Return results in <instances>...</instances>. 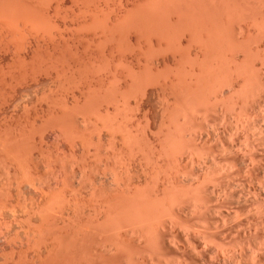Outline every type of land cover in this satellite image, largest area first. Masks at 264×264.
Here are the masks:
<instances>
[{
  "label": "bare ground",
  "instance_id": "obj_1",
  "mask_svg": "<svg viewBox=\"0 0 264 264\" xmlns=\"http://www.w3.org/2000/svg\"><path fill=\"white\" fill-rule=\"evenodd\" d=\"M47 1L49 2L48 4L51 3L50 2L51 0L50 1L47 0ZM55 1L57 4V6L55 7L56 10L54 9L55 13L54 12L51 13L52 11L50 10V7L48 6H46V8L40 11L41 13H39L36 10L38 6L37 2H36L37 4L36 8H32L33 0L32 2L30 0H9V1L0 0V115L1 114L6 115L5 112H8V110H10L12 106H14V109H19V108H16L15 106L19 104L20 100L27 101V99L28 100L31 99L30 97L32 96L34 100L35 96L33 94L39 91L41 92V90L43 92H46L45 90H48V89L49 91H47V93L49 92L48 94L50 93L53 94L52 99L51 97H48L52 101V102H49L50 100L48 101L49 103H51V104H48V107L54 109V112L57 110L62 113L61 115V114H58L57 112L56 114L58 117L55 116L56 118H53V119H51V117L49 116L50 121L49 119L47 120L49 121L47 122L48 124L47 129H45L44 131H41L43 133H41L42 135L40 134V136L37 135L36 133V135L39 138L36 137V135L34 134L35 133L34 131H33L34 133H31L29 131L27 132V129L26 130L22 129L24 131L20 133L17 132L16 134L18 135L15 134V136L11 134L13 136L11 138L10 137L8 138L6 136H4L5 139L0 138V157L2 156L0 159V162L3 159L4 161L3 165L5 169L8 170L7 171L8 174L11 172V170H13L12 175L9 174L10 175V178H9V175L4 172L5 170L3 169L4 171L2 172L1 171L2 169H0L2 173H5L6 176L5 175L4 176L9 179L7 183L5 182L6 184L4 183L5 180L4 181L1 180L3 181V184H1L3 186L0 187L1 188L0 189V254L2 253L1 255H5L7 257V259L5 257L2 261L5 260L4 261L5 264H264V239L262 238L264 233H262V236H261L260 233L262 232V230L261 232H259V227L261 226L264 227V221H263V218L255 216L256 214L255 212H254L255 214L252 215L253 212L251 213V211L247 209L251 205L257 206L258 208H264L263 207L264 206V189L262 190L260 186L252 187L253 194H254L253 197H250V193L251 195H253L250 189H249L250 191L249 194H247L246 188L245 189L241 187L236 188L233 185L232 187H230L229 182L231 180L228 182L226 181L228 179L226 180L220 179L218 186L209 185L208 187L205 188L206 190L204 189L205 192L203 194L194 193L193 195L189 196L186 194L182 195V193L181 195H179V192L178 193L175 192L176 194H178L179 197L176 196V199H174V202L173 203L171 202L172 204L170 203L169 207L167 205L168 207L167 209H166V206L163 207V209L167 210L166 211L167 213L163 211L166 214L158 217L157 215L162 214V211L160 210L161 213L157 214L158 210L155 211V207L158 206L156 205V202L158 203V201H162L164 200V198L167 199L166 191H168L169 188H167L163 182V184L161 185L162 189H158L155 192L153 191V193H149V192L143 193L142 192L140 196L139 195L136 196L135 187H133L134 183L132 184V177H131L132 174L130 175L128 168L123 169L125 171H120V172H115L111 170L110 168H108L110 169L109 173L108 171H106L107 169L105 168L106 170L105 169L104 170L107 173L103 172L102 175L101 173L99 174L98 173L99 171L96 170L97 173L93 176L91 174L92 177H90L89 179H87L88 177L86 175H85L86 177L85 176L81 177L84 175V173H86V172L83 173L81 171L80 178L81 179L85 178L86 188L90 190L89 192H92L91 194L90 193L89 194L92 195L90 197L92 198V201L94 199L93 202H95L93 203L91 200L88 199V201H91L92 203L90 205L93 206V209H91L92 207H90V210L89 209L88 210L93 213H88V211H86V208L88 207L87 204L85 206V203H84L86 199L83 200L81 195L79 194L80 191L76 190L74 187V183L77 181L73 180L74 183L70 182L73 179V177L71 180L69 179L71 177L69 172L68 174L70 176H68L67 173L66 174L62 173V170L65 169L64 160L62 163L63 169L59 165V163L62 160L61 161L58 160L59 163L57 161V164L55 163V165L60 166L59 169L58 167L55 168L53 165L54 169L51 167L52 168L51 174H49V172L47 171L48 174L51 175V176L47 175L49 178L47 179L45 178V180L40 179V181L37 180L39 178H35V171L37 169H38L37 171H39L40 165L48 161L47 157H44L47 159L46 161L43 160L42 162V159H44L43 156H45L43 153L45 152L43 150V145L45 144L44 136L47 138V140L49 136L50 137L53 136V135H50L51 134L50 131H52L54 135L58 136V139H56L57 137L54 136L55 137L54 141L56 140L55 143L57 144H59V139L61 140L62 138L63 140L65 138L67 139V141H70L72 145H75L77 142L80 141V142H83L82 146H84L83 145L85 144L84 141L86 142L90 140L89 138L92 135L91 134L89 137V135H87L88 133L87 131H89L91 128L93 130L95 127V131L96 130L97 131L94 132L93 135L95 136V134L97 133L96 139L98 141L97 146H99L98 147L99 152L101 149H102L101 150L102 152L103 148L106 146L105 145L106 143L104 144L103 140H105V138L107 139L109 138L107 141L110 145L108 146H110L113 152L111 149H109L108 147L107 148L110 150L109 153L112 152V154L115 155L116 154L115 149L113 148L112 144L117 139L118 134L121 135V137L124 140H130V138L134 134L130 132L128 125H126L125 121L127 122L128 120L126 119L127 116H125L124 118V115L126 113L128 114V112L129 114H133L134 112V115L136 114L135 113L136 111L137 113H139V111H142L147 107L151 99H154L156 97L159 98L160 96L165 97L166 100L164 99V102L162 101L158 105V107L164 111L175 113L174 115L177 114L176 110L178 111V107L181 102V99H183L187 107L186 108L187 110L183 112V114L186 112L184 116L185 119L184 117L183 119L185 123L188 122V124H191L194 118L193 116H196L194 115V113H196L195 112L196 110H200V109L204 110V114L207 115V112L209 111V108L211 107V99L212 97L214 98V96L211 97V95H213L212 93H214L212 92L214 88L211 87L212 85H214V84H211L212 83L211 77L214 75H211V74L213 70L216 72L215 70L216 68L218 69L217 72L220 71L221 68L222 70L223 69L225 70L226 68L225 67L223 68V64H225L224 66L231 65V68H229L228 66L226 67L232 70L231 72L232 74L233 73H236V74L235 75L233 74V76L231 74L230 78H228L229 77L228 76L226 77L227 79L225 78H224L225 80L223 79L224 82L223 81L221 82L222 89L223 87L226 86L225 84H227L228 91L230 90L233 91V93L229 94L230 96H232L236 93L237 95L240 94L241 91L244 93L245 89L247 90L245 91V93L251 90L254 91V87H255V89L259 90V91L257 90L259 92L257 93L258 97L255 94L257 97V102L255 103L259 104L262 101V100L261 101L258 100V98H261L259 96L260 92H262L263 93L262 96H264V72L262 71V67L264 66V52L263 54H260L262 51L257 48V50L255 49L257 52L253 53L252 50L247 48L250 50V51L248 50L250 53L252 52L253 55L255 56L257 54L259 58L260 57L262 58V60L261 58L259 60V63L263 62L262 67L261 69H259L260 67L257 69L259 73L258 71H256L257 73H254L255 75L249 74L251 73L249 70H251V68H255L254 67L255 65H253V63H255L253 62L254 60L253 55H252L253 58L251 57V55L249 56L250 58H252L253 63H250L251 59L249 57L247 58L249 59L247 61H250L248 63L252 64L251 65L252 67L247 64V61L245 62V64H247L246 66L250 67L249 70L247 67H246L247 69L245 68V65H244L245 59L241 64L236 63L237 60L235 62L231 61V64L230 62L228 63L225 60H223L225 59L223 55L224 54L228 55V53H225V51L227 50L225 49L226 48L225 45H228V46L234 45L235 43L232 44V42H234V39H236L234 38L236 35H234L233 40L232 39L230 40L232 42H229V40L227 39L229 36L226 38L227 34L224 32L226 30V27L224 31H223V27L227 25L226 21L230 22L232 19L234 22V19L238 20L239 17H235V15L233 16L230 15V17H233V18L235 17V18L233 19V18H230L229 16L227 18L226 17L227 14L222 15L223 11H221L222 13L220 12L219 14L218 10L220 6L217 9L218 12L215 11L216 9H212V8L206 9L205 6L206 4H208L206 2H204L203 4L204 8H202L203 5L201 6L198 3V0H191V1L186 0L190 3V5H188L189 4L188 2L183 0L187 3V7H186V4H184L185 8L180 0H179V3L181 5L180 4L176 5L178 0H160V3L158 1V5L164 4L163 6L166 5L165 7H163L162 5H159V7H157L158 5L157 6L155 5L154 7L153 5H151V2H150V5L152 6L150 8L152 9L150 10L149 6L148 8H145V9H149L151 13L148 12V10H146L147 13L140 11L144 9L141 7L145 4V3L142 4L143 0H140L142 6H140V10H138V12L136 11L137 9H139V7L135 9L136 13L133 10L132 11L133 14L131 13L132 9L129 8L131 10H128L127 8L128 4H130L129 3L130 0H113V1L111 0L112 3L109 2L110 1L109 0L107 1V3L109 4H107L105 1L104 3H106L107 5L105 4L104 7L101 4L102 0H87V1L84 0L83 1L84 5H83V2L81 3L80 0H70L72 1V3L74 4L76 8L73 11H71L72 9L68 10V7L65 6V4L68 3L65 0H55ZM245 1L248 2L247 0ZM256 1L257 0H249V5L252 8L250 6L248 8L247 7L248 5L246 6V8H244L245 6L244 4H243L244 6H240V7H243L242 8L243 10L248 9L247 10L248 12L242 11V9L239 8L242 11L241 12L242 17L240 19L241 21L240 20L239 21H240V24L241 23L243 24L245 22L243 24V27H246V28H248L249 26L251 27V25L253 24V27L256 26L255 28L257 29V31L258 29L259 31L261 30L260 32L261 35L259 34V36L264 37V16H263L264 13L262 14V16L260 15L262 12H264L262 10L264 9L262 8L264 7V1L261 0L262 1L261 2L260 0H258L261 2L260 4L257 1L258 4L260 5V6L258 5L259 7L256 6L258 7L257 8L258 10L254 7V4L257 5ZM144 2L149 3L147 1H144ZM166 2L168 3L170 2L171 7L169 6L170 4L168 3L165 4ZM172 2H175V3L173 4ZM246 2L245 4H247ZM44 3L46 4V2ZM44 3L42 2V4ZM85 3H86V6H85ZM236 3H239V2H236ZM73 4L71 5L73 6ZM81 4L83 7L80 6ZM218 4H221V3L217 2V6ZM235 5L236 4L234 5L231 4L232 7L233 6L235 7ZM241 5H242V2H241ZM34 6H35V3H34ZM40 6L45 7V5H41V4ZM208 6L209 5H207V7ZM231 6L229 5V7ZM64 7H67V10L69 12L67 10H64L65 9ZM259 8L261 12L259 11ZM33 10H35L36 12H34ZM224 10L226 13L227 12L226 7L224 8ZM255 12H257L260 15V17L259 15H257V13L255 14ZM237 13L240 14L239 11ZM84 14H85V18L83 17ZM214 15H217V16L220 15L219 17L216 16V18H218L219 21L215 19ZM81 16L83 18H81L80 20ZM158 16H160L161 19L158 18ZM87 17H90V19L88 18L89 20H87ZM220 17L221 18L224 17L225 21L223 18L222 20L226 24L222 22ZM70 18L71 20H69ZM226 18L228 20H226ZM83 19H86V20L84 21ZM162 19L164 20V22H162ZM213 20H215L216 22L214 23ZM246 25L247 26L249 25V26L247 27ZM148 27L150 28V30L149 29L147 30ZM239 27L237 30H239ZM237 30L236 32L235 31H232V32L237 33ZM246 31L243 30L242 33ZM227 32H231V31H227ZM132 33L136 37L135 38L137 40L136 43L135 42L133 43L132 42L133 40H131V37L133 36ZM246 33L245 35L247 36ZM255 34H258V33L256 32ZM238 36L239 35H237V38ZM259 36L257 35V37ZM262 37H260L259 39H261ZM215 38H216L217 43H214L215 41L213 42V39ZM239 40H240V37L238 38V41L236 40L235 42H239ZM244 40H247V39H244ZM184 41H186V44H184ZM225 42H229V43H225ZM244 42L241 43L240 41L239 45L240 43H241V46L244 45L246 43ZM257 43L259 42L257 41ZM237 44L235 45L238 46ZM133 45H136V46H133ZM153 45H157V46L159 45L158 50L156 49L157 48L156 46L152 48ZM182 45H189L187 46L188 48H191L192 46L194 47V45L195 46L198 45V47H201L200 50L204 49V54L202 55L203 58L200 59L199 57H196V58L193 57L194 59L192 60V57H191V60L188 58L187 62H185L186 58L184 59L183 57L181 59L182 60L184 59V61H181V62L178 61L177 62L178 65L175 67L174 66L172 67V65H170L169 62L171 63L172 59L173 60L176 59V56L178 55L179 52L184 51L182 50ZM215 45L222 48L220 52H218L219 50L215 47ZM238 47L241 51L240 46ZM81 48L83 50H81ZM213 48L214 50L216 49L217 51V52L215 51L216 53H221L219 55L222 56V58L220 59V61L222 62L217 61L219 55L216 56L217 57L216 63H218L216 65L218 67H216L215 65L211 66L213 62H211L212 61L211 60L209 63V60H208V57L209 56L211 57L212 53H214ZM155 49L157 52H153L155 51ZM211 49L213 50V52ZM233 49L234 48L232 46L231 50L233 51ZM242 49L244 50V48ZM230 51L228 52L231 53ZM184 52H183L184 56L187 57V54ZM245 52L249 54L247 51ZM201 53H203V50ZM236 53L238 52L236 51ZM242 53H244V51ZM232 55H233V52H232ZM235 55H233L232 57H234ZM259 58L255 60L257 61ZM213 61H215V57ZM172 64H174V62ZM186 64L188 65L185 66ZM137 66L138 68L136 69ZM228 71H227V74H228ZM256 74H258V77L261 74L262 77L258 78ZM250 75L254 77H249ZM255 76L258 79H260V82L258 81L259 82L258 86L256 85L257 82H254L252 80L253 78H255ZM214 78L212 81L215 80ZM218 81H219V78H218ZM253 83L255 84L252 85ZM235 86L236 87L239 86L240 89L241 88L242 89L239 90V88H237L238 89L237 90L235 89ZM253 91L251 93L254 94ZM43 92H41L40 94H43V96L48 95L47 93H43ZM35 95L39 96L38 93ZM247 95H250V94H247ZM217 96L218 95H216L214 98L215 102H213L212 100V103L213 104L215 103L214 105L216 106L219 104H223V102L226 99H228V98H225V100L221 99L220 96H219L220 98L219 99ZM245 97L247 96L245 95ZM24 98H27V99L25 100ZM236 98H239V97H236ZM160 99L162 100L163 98H160ZM237 101L239 102V100ZM225 102H224V106H226ZM242 102L240 103V105L238 104L239 106L237 105L238 107L235 105L236 107L234 109L236 108L239 109L237 113L244 116L245 114L247 115L246 111L247 109H249V107L246 109L245 107L246 106L245 104H247L246 101H244L245 103H242ZM34 104L36 106L35 101H34ZM46 104H47V100H46ZM213 104H212V107L214 106ZM232 104H233V101H232ZM260 104L263 105L262 102ZM35 106L33 107L30 106V107L33 109ZM247 106H249V104ZM221 107H223V105ZM14 109H13V112L18 111V110L15 111ZM27 110L28 109H26V111ZM250 110L251 109H249V111ZM125 111L126 113H124L123 118H119V117H122L120 116L119 113L121 112L123 113ZM230 111H232V109ZM73 112H75L76 114L81 112L84 117L81 115V113L79 115H81L80 116L81 118H84L83 119L84 121L83 120L82 121L83 123L86 122L85 123L86 125L83 123L81 124V122L78 120V117H77L78 115L74 114V116H72ZM90 112L92 113L94 112V114L96 113V115L90 116V115H93V114H90ZM201 112H199V114H201ZM114 113L116 116L113 115ZM51 114L52 113H50V115ZM35 115H37V113ZM117 115L119 116L118 118H117ZM95 116H97L101 120L100 123L98 120H96L98 121L97 124L93 123L95 122L93 121V117ZM0 117H2V115ZM97 117L95 119H98ZM177 117L171 116L168 119L167 124H165V122L163 123V125L165 124V129L163 128L164 137H165L163 141H165V143L163 142L162 148L160 150V152L161 151L162 152L160 154L158 153L157 156L155 155L154 156L152 155V157L150 156V161H149L150 164L156 169L163 168L162 167L163 165H161L163 164V159H162L161 154L164 153V155H166L168 153V154H171V158L169 157L170 160L168 159L169 160L168 167L170 168V170H173L174 168L178 170V166L180 165L179 164L180 160L182 159V158L180 159L181 156L179 157V153L182 152L185 155H187L188 159L194 160L195 156L198 155L197 153L203 152L199 143L203 141L204 138L207 137V135H208V138L210 136L209 131L208 133L206 132V135H204L202 131L198 132V130H196V126L191 125V127L189 126L190 130H188L190 131L188 134V140L186 141L185 145L181 147L180 149L179 145H176V141H177L176 139L177 131L176 130L180 128V123L178 121L179 118L177 119ZM236 117L238 116H235V118ZM196 119L197 118H195V120ZM146 121H148V119H146ZM31 123H30L31 127L33 124H36V123H32L31 125ZM128 123H131V122H128ZM238 123H239V120H238ZM6 124L9 125V123H6ZM88 124H90L92 127ZM146 124L149 126L150 123L147 122ZM25 125L27 126V124ZM25 125H24V128L26 127ZM88 126L90 127L89 130H88ZM137 126L139 127L141 125L137 124ZM2 127L4 128V126ZM7 127H10V126H7ZM205 127L207 128L204 129L202 127L203 128L202 130H208L209 124L205 125ZM48 129H50L49 130L50 134L48 133ZM8 130L9 128L7 129V132H9ZM33 130H36V129H33ZM42 130H43V127H42ZM54 131L56 132V134ZM10 132H13V131H10ZM251 132L253 133V131ZM89 133H91V131ZM4 135H7V134H4ZM47 135L49 136L47 137ZM248 135L247 137H249ZM50 137L49 139H51ZM138 140L136 139L135 142H137ZM102 142L105 146L102 144ZM87 143L86 145H88ZM57 144L56 146L60 147ZM62 144L64 145V143ZM135 144L136 143H134V145ZM89 145H91V143ZM242 145H244V143ZM246 145H247V142H246ZM102 146L104 147L101 148ZM137 146L136 148H138ZM87 147L89 148V146ZM134 147L132 151H134ZM240 147H239L240 150L238 152L241 151ZM248 147L250 146L248 145ZM74 148L75 150H77L76 147ZM84 148H86V146H84ZM234 148H235L234 144L228 145V149L233 150ZM139 149H140V146H139ZM250 149H252V152L255 151L254 146L250 147ZM81 150L83 151L84 149H81ZM246 150H248L247 152L249 153V149H246ZM86 151L88 152L87 149ZM47 152L49 153L50 151H47ZM58 152L59 151L57 150V153ZM99 152H97V154H99ZM252 152L250 151L251 155L253 156L251 155L250 156H251V162L253 163V161L256 162L258 160H254L255 152L254 154H252ZM68 154L71 155V153H68ZM63 155L66 156V153H64ZM89 155L90 154H88L87 158L89 157ZM95 155H93L94 158H96ZM49 156H50V153H49ZM166 156H164V158ZM245 156L248 157V155H245ZM245 156L244 158H246ZM109 157L106 160H108ZM113 157L115 158V156ZM249 157L248 159H250ZM79 158L87 159L86 155L85 157L83 155L82 158L81 157ZM204 158H205V162H204V165L201 166L202 169L198 168L199 170H197L201 173L212 168V165L216 166L217 164L221 163V162L216 163L215 159L210 158L209 155H205ZM80 159H78V161H80ZM38 160L39 162L41 160L42 163L38 165L39 166L38 168H36ZM49 160L51 161V159ZM90 160L88 159V161ZM246 160L244 161L245 165L248 162ZM81 161L84 162V160H81ZM88 161L85 160V162H88ZM92 161H95V159ZM201 161L203 162L204 160L202 159ZM72 162H74V160ZM50 163H52V161ZM124 163H125L124 167H126L127 161H124ZM197 163H200V162H197ZM150 164L148 163L147 166L145 167H148V165ZM70 165L72 164L70 163ZM91 165L93 166V163ZM239 165H241V163ZM50 166H52V164ZM232 166H234V162ZM168 167H167V170L170 171ZM236 167L238 168V166ZM245 167L242 166L241 167L242 170H244L243 168ZM44 168L46 169V167ZM77 168L79 170V167ZM241 168L239 167V169ZM89 169H90V165H89ZM71 170H72L71 173H73L74 171L73 167ZM86 170L88 171V169ZM223 171L225 175V170ZM47 172L44 174H47ZM212 174L213 173H211V175L209 174V176H212ZM38 175L36 174V177H38ZM78 175L80 174L78 173ZM197 177H198V174H197ZM199 177H200V174H199ZM229 177L231 178L232 176H229ZM1 178L3 179V176ZM257 178L259 179V177ZM168 179L170 178L168 177ZM207 180L204 179V182L205 181L207 182ZM209 182L211 183V181ZM254 185H257V184H254ZM219 186H222V187L219 188ZM186 187H189V186H186ZM171 188L175 189V187H171ZM139 189L141 188L139 187ZM84 192H86V190ZM172 192L174 193V190ZM24 194H30L31 198L29 199L30 204L28 202L26 206L23 208V206H21L24 203L22 199L24 197L26 198V195ZM243 195H246V197L247 195L249 196L247 198L245 197L244 199L242 198L244 197ZM138 196H139V199L136 198ZM225 196L229 198L226 197L227 200L223 202L222 197L224 200ZM221 201L223 202V205L225 203L228 204V206L226 205L227 210H224L225 206L223 205H222L223 206V209H222L221 204H220ZM20 202H23V203H20ZM18 204H21L20 206L21 208H23V211H22L24 215V216L22 215L23 217H21L19 213L21 210L20 211L18 210L19 212H17V208H15L17 207ZM20 206H18V208ZM161 207L160 209H162ZM215 208L217 209L214 212L217 211L218 212L217 215L216 213L213 214V210ZM253 208H256V207H253ZM156 209H158V207H156ZM182 210L183 211H187V210L194 211L195 210L197 213H200L198 214L200 215V217H198V221L201 220L203 225L201 224L200 221H199L200 223L195 222L196 223L195 224L187 220L186 219L187 216L183 213ZM154 213L156 214L158 218L157 217L155 218ZM119 216L123 217L124 219L127 218L129 220L128 223L122 222L123 219L118 220V218H121ZM245 217L246 218L248 217V219L246 220ZM114 220L117 221L115 222L116 224L113 225L114 227H116L117 225V228L115 230L113 226L111 225V223L114 222ZM234 222L235 223L239 222V225L238 223L236 224L238 227L234 228L233 226ZM109 226L112 227V232L113 231L115 232L114 234L110 233L111 228ZM222 234H225V235H222ZM175 238H178L181 241L180 244L182 245V249L179 252V257H176V258L172 257L170 255V252H168L167 250L169 246H171V243H174L172 241H175L174 240ZM237 242L239 243V246L236 247L235 244L238 245ZM4 262H1V264H4Z\"/></svg>",
  "mask_w": 264,
  "mask_h": 264
},
{
  "label": "rangeland",
  "instance_id": "obj_2",
  "mask_svg": "<svg viewBox=\"0 0 264 264\" xmlns=\"http://www.w3.org/2000/svg\"><path fill=\"white\" fill-rule=\"evenodd\" d=\"M9 1V0H8ZM31 2H32V0H30ZM44 3V2H46V4L44 3V4H42V2ZM50 1V0H49ZM53 0H51L50 2L52 3H50V4H48L49 2L46 0H33V5H32V8H36V6H37V4H38V6H37V8H36V10H37V12H39V13H41L40 11H42L43 9H45L46 8V6H48V7H50V10L52 11L51 13H55V7L57 6V4H56V1L54 0L53 2H52ZM68 2V3H66V2ZM64 2L66 3H64L65 4V6H67L68 7V10H71V11H73V10H75L76 8H75V6H74V4L72 3V1H70V0H65ZM81 1V3L84 1V0H80ZM79 1V2H80ZM85 1H87V0H85ZM106 1V3H107V1H109V0H102V2H101V4H102V6L104 7L105 6V4L106 3H104ZM113 1V0H112ZM112 1L110 0L109 2H111L112 3ZM144 1H147V2H149V3H146V2H144ZM156 1V2H155ZM158 1H159V3H160V0H143L142 1V4L143 3H145L143 6H142V4H141V1L140 0H130L129 1V3L130 4H128V6H127V8H128V10H131V13L133 14V10H134V12H135V9H137V7H139V9H137V11L136 12H138V10H140V6H142L141 8H144V9H142V10H140V11H142V12H146V10H148V12H150L149 11V9L151 10L152 8H150V7H152L151 5H153L154 7H155V5L157 6L158 5ZM181 1V3L183 4V6H184V8H185V5L184 4H186V7H187V3L186 2H188V1H183V0H180ZM191 1V0H190ZM211 1V2H210ZM216 3H214V2ZM248 2H246L245 0H228V1H226V0H220V1H216V0H198V3L202 6L203 4H204V2H206V3H208V4H206V6H205V8L206 9H216L215 11H217V9L219 8V6H220V8H219V14H220V12L221 11H223V13H222V15L223 14H227V18H228V16L230 17V15L231 16H233V15H235V17H239L238 18V20H235L233 17H230V18H233L234 19V22H233V20L231 19V21L229 22H227L226 21V23H227V25H225L224 27H223V31H224V29H225V27H226V30L224 31L226 34V38L229 40V42H232V41H230L231 39L233 40V36L234 35H236L234 38H236V39H234V42H232V44H237L238 46H240V48H241V51H240V49H239V47L238 46H236L235 44L234 45H232L233 46V51L231 50V48H232V46L230 45V46H228V45H225V49H227L228 51H230L231 53H229L227 50L225 51V53H228V55L227 54H224L223 55V57L225 58V59H223V60H225L226 62H230V64H231V61H236V63H242L243 61H244V59H245V61H244V65H245V68L247 67L246 65L248 64L249 66H251L252 64H249L248 62H250V63H253V62H255V63H253V65H255L254 67L255 68H251V70H249L250 69V67H247L248 68V70L251 72V73H249V74H252V75H255L254 73H257L256 71H258L257 69L259 68V69H261V67H262V64H263V62L262 61H260V62H262V63H259V60H260V58H259V56H257V54H256V56L255 55H253V53L254 52H257L256 50H257V48L259 49V50H261L260 52V54H263V52H264V37H262V36H259V34L261 35V30L259 31V29H258V31H257V29L255 28V27H253V24L251 25V27L249 26H247L248 28H246V27H243V24L245 23L244 21V23L242 24V26H241V24H240V19H241V12L242 11H247V10H243L242 8L243 7H240V6H244V8H246V6L249 8V0H247ZM258 1V0H257ZM256 1V2H257ZM261 1V0H260ZM260 1H258L259 2V4L262 2V1H264V0H262L261 2ZM29 2V1H28ZM36 2H37V4H36ZM55 2V3H54ZM71 2V3H70ZM139 2V3H138ZM150 2H151V5H150ZM184 2V3H183ZM213 2V3H212ZM217 2L218 3H221V4H218V6H217ZM236 2H239V3H236ZM241 2H242V5H241ZM245 2L247 3V4H245ZM258 2H257V5L256 4H254V7L257 9L260 5L258 4ZM34 3H35V6H34ZM54 3V4H53ZM132 3V4H131ZM137 4V6H136V4ZM154 3V4H153ZM156 3V4H155ZM164 3V2H163ZM168 2H166L165 4H167ZM173 4L175 3V2H172ZM189 3V2H188ZM202 3V4H201ZM211 3V4H210ZM225 3V4H224ZM236 4L237 5V7H236V5H235V7L233 8L232 6H231V4ZM250 3H251V1H250ZM40 4L41 5H45V7L43 6H40ZM48 4V5H47ZM69 4V5H68ZM71 4H73V6L71 5ZM95 4V3H94ZM107 4H109V3H107ZM106 4V5H107ZM148 4V5H147ZM168 4H170V2L168 3ZM180 3H179V0L177 1V4L176 5H179ZM239 4V5H238ZM244 4V5H243ZM49 5H51V6H49ZM55 5V6H54ZM71 5V6H70ZM83 5H84V2H83ZM88 5V4H87ZM92 5V4H91ZM139 5V6H138ZM159 5H164V4H159ZM159 5L157 6V7H159ZM181 5V4H180ZM188 5H190V3L188 4ZM207 5H209L208 7H207ZM213 5V6H212ZM217 7H216V6ZM226 5V6H225ZM229 5L231 6V7H229ZM251 5H253V4H251ZM259 5V6H258ZM81 7H83L82 6V4L80 5ZM85 6H86V3H85ZM84 6V7H85ZM145 6V7H144ZM148 6H149V9H145V8H148ZM161 6V7H162ZM166 6V5H165ZM165 6H163V7H165ZM170 7H171V4L169 5ZM168 6V7H169ZM221 6H222V8H221ZM224 6V7H223ZM228 6V7H227ZM239 6V7H238ZM256 6H258V7H256ZM38 7H39V9H38ZM54 7V8H53ZM67 7H64L65 9L64 10H67ZM71 7V8H70ZM215 7V8H214ZM226 7V13H225V10H224V8ZM251 7V6H250ZM51 8H53V9H51ZM74 8V9H73ZM129 8H131V9H129ZM134 8V9H133ZM202 8H204V5L202 6ZM239 8H241L242 9V11H241V9H239ZM252 8V7H251ZM262 8H264V7H262ZM55 9V10H54ZM106 9V8H105ZM222 9V10H221ZM229 9H230V11H232V12H230L229 11ZM237 9V10H236ZM67 10V11H68ZM145 10V11H144ZM258 10V9H257ZM263 11H264V9H262ZM34 12H36L35 10H33ZM70 11V12H71ZM214 11V10H213ZM217 11V12H218ZM240 12V14H238L237 12ZM259 11L261 12V10H260V8H259ZM258 11V12H259ZM69 12V11H68ZM135 12V13H136ZM230 12V13H229ZM248 12V11H247ZM147 13V12H146ZM151 13V12H150ZM150 13H148V14H150ZM215 13V12H214ZM238 15H240V16H238ZM257 12H255V14H256ZM264 12H262L260 15L262 16V14H263ZM161 14V13H160ZM159 14V15H160ZM164 14V13H163ZM216 14V13H215ZM100 15V14H99ZM152 15V14H151ZM212 15V14H211ZM218 15V14H217ZM217 15H214L215 16V19L216 20H218L219 21V19L218 18H216V16ZM221 15V16H222ZM257 15H259L258 13H257ZM260 15H259V17H260ZM161 16V15H160ZM160 16H158V18H160ZM165 16V15H164ZM163 16V17H164ZM187 16V15H186ZM213 16V15H212ZM220 16V15H219ZM219 16H217V17H219ZM264 16V15H263ZM84 18H85V14H84V16H83ZM82 16L80 17V20H81V18H83ZM152 17V16H151ZM162 17V18H163ZM224 17H225V15H224ZM224 17H222L223 19H224ZM90 19V17H87V20H89ZM147 18H149V17H147ZM165 18V17H164ZM163 18V19H164ZM214 18V17H213ZM221 18V17H220ZM222 18H221V20H222ZM226 18V20H228ZM229 18V19H230ZM263 18V17H262ZM161 19V18H160ZM159 19V20H160ZM162 19V22H164V20ZM237 19V18H236ZM69 20H71V18L69 19ZM84 21L86 20V19H83ZM147 20V19H146ZM240 20V21H239ZM157 21V20H156ZM224 21H225V19H224ZM224 21L222 20V22L224 23ZM213 22L215 23L216 21L215 20H213ZM238 24H237V23ZM84 23V22H83ZM226 23H224V24H226ZM228 23H229V25H228ZM240 24V25H239ZM237 27H236V26ZM229 26V27H228ZM235 26V27H234ZM240 26V27H239ZM245 26V25H244ZM238 27H239V30H237L238 29ZM230 30H229V29ZM241 28H242V30H241ZM150 30V28L148 27L147 28V30ZM233 29V30H232ZM237 30V33H235L236 32V30ZM250 29V30H249ZM147 30H145V31H147ZM246 31V32H244V33H242V31ZM227 31H231V32H227ZM232 31H235L234 33L232 32ZM249 31H251V32H249ZM241 33V34H239V33ZM258 33V34H255V33ZM134 33H135V31H134ZM145 33H147V32H145ZM233 33V34H232ZM245 33L247 34V36L245 35ZM250 33V34H249ZM229 34V35H228ZM132 37H131V40H133L132 42L134 43H136V37H137V35H136V33H135V35H136V37H135V35L132 33ZM237 35H239L238 36V38L240 37V40H239V42L241 41V43H243L244 41L246 42H244L245 44L244 45H242L241 46V43H240V45H239V42H235L236 40L238 41V38H237ZM249 35V36H248ZM257 35L259 36V37H257ZM230 36H232V37H230ZM242 36V37H241ZM245 38H244V37ZM252 36V37H251ZM214 37V36H213ZM212 37V38H213ZM255 37H257V38H255ZM260 37H262L261 39H259ZM211 38V39H212ZM247 39V40H244V39ZM250 40H249V39ZM244 40V41H242V40ZM254 39V40H253ZM135 40V41H134ZM227 40V41H228ZM215 41V42H214ZM218 41V40H217ZM249 41V42H248ZM256 41V42H255ZM257 41L260 43H257ZM261 41H263V42H261ZM213 42L214 43H217L216 42V38L215 39H213ZM229 42H225V43H229ZM256 43H257V45H256ZM263 43V44H262ZM184 44H186V41H184ZM262 44V45H261ZM245 45H246V47H245ZM253 45V46H252ZM260 45H261V47H260ZM87 46V45H86ZM85 46V47H86ZM133 46H136V45H133ZM157 47L156 49L158 50V48H159V45L157 46V45H153L152 46V48H154V47ZM187 46H189V45H182V50H184V51H181V52H179L178 53V55L176 56V59H172L171 60V63L169 62V64L170 65H172V67L174 66H177L178 64H177V62L178 61H184V59H185V62H187V60H188V58L191 60V57H192V60L194 59L193 57H199L200 59L201 58H203V54H204V49H202L203 50V53H201L202 52V50H200L201 49V47H198V45H194V47L192 46H190L191 48H188ZM235 46V47H234ZM244 46V47H243ZM251 46V47H250ZM215 47L219 50L218 52H220L221 51V47H218V46H216L215 45ZM230 49H228V48ZM231 47V48H230ZM242 48H244V50L242 49ZM247 48H249L250 50H252V52L250 53L249 51V49H247ZM252 48V49H251ZM95 49V48H94ZM156 49H155V51H153V52H157L156 51ZM235 49H236V51L238 52V53H236V51H235ZM239 51H238V50ZM247 49V50H246ZM256 49V50H255ZM263 49V50H262ZM81 50H83L82 48H81ZM200 50V51H199ZM212 50V49H211ZM213 50H214V48H213ZM213 50H212V52H213ZM249 50V51H248ZM216 51V49L214 50V53H212V56L210 57V59H209V57H208V60H209V63H210V61L211 62H213L212 63V65L211 66H213V65H215L216 67H218L216 64H218V63H216L217 61H220V59L222 58V56L221 55H219V54H221V53H216L215 52ZM235 51V52H234ZM244 51V53H242ZM245 51H247L249 54H247ZM83 52V51H82ZM183 52L184 53H186L187 54V57H185L184 56V54H183ZM232 52H233V55H235L234 57H232L233 55H232ZM152 53V52H151ZM210 53V52H209ZM224 53V52H223ZM183 55V56H182ZM197 55V56H196ZM210 55V54H209ZM217 55H219V56H221V57H219L218 56V60H217ZM226 55V56H225ZM251 55V57L253 58V56H254V60H253V62H252V58H250L249 56ZM253 55V56H252ZM182 56V57H181ZM245 56V57H244ZM261 56V55H260ZM152 57V56H151ZM184 57V59L182 60L181 58H183ZM214 57H215V61H213L214 60ZM227 57V58H226ZM229 57H231V58H229ZM250 58L251 60L250 61H247V60H249V59H247V58ZM255 57H257V58H259L257 61L255 60V59H257V58H255ZM170 58V57H169ZM237 58V59H236ZM171 59V58H170ZM181 59V60H180ZM227 59V60H226ZM230 59V60H229ZM217 60V61H216ZM229 60V61H228ZM261 60H262V58H261ZM247 61V64H245V62ZM174 62V64H172ZM220 62H222V61H220ZM224 62V61H223ZM135 63V62H134ZM227 64V63H226ZM188 64H186L185 66H187ZM225 64H223V68L225 67L226 69L224 70H222V68L220 69V71L222 70V71H224V72H220V71H218L217 72V68L215 69L216 70V72L213 70L212 71V74L211 75H214V76H212L211 78V84H214V85H212L211 87L212 88H214V90L212 91V92H214V93H212L213 95H211V97L212 96H214V98H215V96L216 95H218L217 97L219 98V96H220V98L221 99H224L225 100V98H228V99H226L224 102L226 103L225 105L226 106H224V102H223V104H219V105H214L213 103H212V100H213V102H215L214 101V98L212 97V99H211V110H210V108H209V111L207 112V115L206 114H204V110H196L195 112L197 113L198 111L199 112H201V114H199V112L196 114V113H194V115H196V116H193L192 118H193V120H192V122H191V124H188V122H186L185 123V121H184V119H185V114H186V112L183 114V112L184 111H186L187 109V107H186V105H185V102H184V100L183 99H181V102H180V104H179V107H178V111L176 110V115L178 116H176V115H174L175 113H171V112H167V111H164V110H162L161 108H159L158 107V105L163 101L164 102V99H165V97H163V96H160L159 98H154V99H151L150 100V102H149V104L147 105V107L144 109V110H142V111H139V113H137V111L135 112L136 114L134 115V112H133V114H129V112H128V114L126 113V111L125 112H121V113H119L120 114V116H122V117H119L118 115H117V118L119 117V118H123V115H124V113H126L125 115H124V118H125V116H127V117H129V118H127L126 117V119L128 120L127 122L125 121V123H126V125H128V128L130 129V132H132V137L130 138V140H124L122 137H121V135H119L118 134V136H117V139L115 140V142L112 144L113 145V148L115 149V155L114 154H112V152H113V150L110 148V146H108V145H110L109 143H108V139L107 138H105V140H103L104 141V144L106 145H104L103 144V142H102V144L105 146H102L101 148H103V151L101 152V150H100V152H99V150H98V147L99 146H97L98 145V141H97V139H96V137H97V133L95 134V136L93 135L94 134V132H96L95 131V127H94V131L92 130V128L89 130V126H88V130L89 131H87L88 133H87V135H89V137H90V135H91V137L89 138L90 140H88V141H84V143L85 144H83L84 146H86V148H84V146H82V143L83 142H77L75 145H72V143H70V141H67V139H63L62 140V138H61V140L59 139V144H57V143H55V141H54V138L55 137H57L56 139H58V136L57 135H54V133H52V131H50V133H49V130L50 129H48V133L50 134V135H53V136H49V135H47V137L49 136L51 139H49V137H48V140H47V138L44 136V138H45V144L43 145V150L45 151V152H43L44 153V155L45 156H43V158L44 157H47L48 158V161H46L47 159L46 158H44V159H42V162H43V160L44 161H46V163H47V165H46V163L44 162V163H42L41 162V160H40V162H39V160H38V162H37V167L36 168H38L39 166V164H41L42 163V165H40V167H39V171H37L36 169V171H35V178H39V179H37L38 181H40V179H43V180H45V178L47 179V178H49L48 176H51V175H49V174H51V170H52V168L54 169V167L56 168V167H58V169H59V167L61 166V168L63 167L62 165V163H63V160L65 161V166H64V168L65 169H61L62 170V173H64V174H66L67 173V175L68 176H70L71 175V177L69 178L70 180L72 179V177H73V179L70 181V182H73L74 183V181H77V182H75L74 183V187H75V189L76 190H78V191H80V195H81V197H82V199L83 200H85L84 201V203H85V206H86V204H87V206L89 207H87L86 208V211H88V213H93V212H90L89 210H90V207H92L91 209H93V206L92 205H90V204H92L91 203V201H92V198L90 197V196H92V195H90L92 192H89L90 190L89 189H87L86 188V183H85V178H83V179H81L80 178V176H81V171L84 173V172H86V173H84V175L83 176H81V177H84L85 175L88 177L87 179H89L90 177H92L93 175H95L96 173H97V171H99L98 173L100 174L101 173V175H102V173L103 172H106V171H108V173H109V170L111 169V170H113V171H115V172H120V171H125V170H123V169H126V168H128V171H129V173H130V175H131V177H132V184H133V187H135V194H136V196L137 195H139L140 196V194L143 192V193H153V191L155 192V191H157L158 189H162V184H163V182H164V184H165V186L167 187V188H169V190L168 191H166V198L167 199H165L164 198V200H162V201H164V202H162V201H158V203L156 202V205H158V206H156V207H158V209H156V207H155V211L156 210H158L157 211V214L158 213H161V211H162V214H159V215H157L158 217H160V216H163V215H165L167 212V210H165V209H163V207H165L166 206V209L170 206V203L172 202H174V199H176V196L177 197H179L178 196V194H176V193H178L179 192V195H181V193H182V195H184V194H186V195H189V196H191V195H193L194 193L195 194H203L204 192H205V188L206 187H208L209 185H216V186H218L219 185V180L220 179H228V180H226V181H230L229 183H230V187H232V185L234 186V187H236V188H238V187H241V188H246V191H247V194H249V189L252 191V194H253V190H252V187L253 186H257V187H259L260 186V188L263 190L264 189V153H263V148H264V138H263V136H264V101H263V99H264V96H262L263 95V93L262 92H260V94H259V96L261 97V98H258V100H262L261 102H262V104L263 105H261L260 103V101H258V102H260L259 104L258 103H255V102H257V97H258V95H257V93H259L258 91V89H255V87H254V91L253 90H251V91H249V92H246L245 93V91H247L246 89H245V91H244V93L241 91V93L240 92H238V93H240V94H238L237 95V93L236 94H234V95H232V96H230L229 94H231V93H233V91L232 90H230V88H229V90L230 91H228V88H227V84H225L226 86V88L225 87H223V89H222V81H223V79L225 78V79H227L226 77H228V78H230L231 77V72H232V70H230L229 68H231V65H226V66H228V67H226V66H224ZM252 67V66H251ZM257 67V68H256ZM138 68V66L136 67V69ZM246 68V69H247ZM255 69V70H254ZM228 70H230V71H228ZM253 70V71H252ZM227 71H228V74H227ZM262 71L264 72V66L262 67ZM215 72V73H214ZM220 73H222V74H220ZM258 73H259V71H258ZM234 75L236 74V73H233ZM233 74H232V76H233ZM249 74H247V75H249ZM215 75H216V77H215ZM252 75H250L249 77H254V76H252ZM256 76L258 77V74H256ZM255 76V78H253L252 80L254 81V82H257L256 83V85L258 86L259 85V82H260V79H258V78H260V77H262L261 76V74H260V76L257 78ZM215 77V78H214ZM213 78L215 79L214 81H212L213 80ZM218 78H219V81H218ZM257 78V79H256ZM221 79V80H220ZM224 79V80H225ZM259 81V82H258ZM224 82V81H223ZM226 82V81H225ZM239 82H241V81H239ZM219 83V84H218ZM240 84V83H239ZM242 84V83H241ZM255 83H253L252 85H254ZM217 85V86H216ZM221 85V86H220ZM243 85H244V83H243ZM219 86V87H218ZM237 88H239V90H241L240 89V87L239 86H235V89H237ZM222 89V90H221ZM210 90H211V88H210ZM238 90V89H237ZM258 90V91H257ZM46 92H43L42 90H41V92H43V93H47V91H49V89L48 90H45ZM221 91V92H220ZM232 91V92H231ZM254 92V94L253 93H251V92ZM40 92V91H39ZM39 92H37L38 93V95L41 93H39ZM37 93H35V94H37ZM49 93V92H48ZM47 93V94H48ZM221 95H220V94ZM35 94H33L35 97H34V100H33V96L32 97H30L31 99H27V98H24L25 100L27 99V101H24V100H20L19 101V104L18 105H16L15 107L16 108H19V109H14V106H12V108H10V110H8V112H5L6 113V115L5 114H1L2 115V117H0V127H2V126H4V128L2 127V128H0V138L1 139H5V137L4 136H6V137H13L12 135H14L15 136V134L18 132V133H20V132H22V131H24V130H26L27 129V132L29 131V132H31V133H34L35 135H36V133H37V135H39L40 136V134L41 133H43V132H41V131H44L45 129H47V122H49L50 121V119H49V116L51 117V119H53V118H56L55 116H57V112H58V114H61L62 115V113L61 112H59V111H55L54 112V109H52V108H50V107H48V104H51V103H49V102H52L48 97H51V99H52V97H53V94H51V96H50V94H48L47 96L46 95H44L43 96V94H40L39 96H37V95H35ZM225 94V95H224ZM242 94V95H241ZM247 94H250V95H247ZM257 95V97H256V95ZM41 95H42V97H41ZM241 95V96H240ZM245 95L247 96V97H245ZM224 97V98H222V97ZM230 96V97H229ZM244 96V97H243ZM252 96H254V97H252ZM41 97V98H40ZM44 97V98H43ZM48 98V99H46V98ZM236 97H239V98H236ZM244 99H243V98ZM256 97V98H255ZM160 98H163L162 100L160 99ZM219 98V99H220ZM38 101H37V100ZM42 99V100H41ZM54 99V98H53ZM248 99H249V101H248ZM251 99H253V100H251ZM254 99H255V101H254ZM31 100H33V101H31ZM46 100H47V104H46ZM50 100V101H49ZM166 100V99H165ZM237 100H239V102L237 101ZM243 102H242V101ZM28 101H30V102H28ZM34 101H35V103H36V106H35V104H34ZM49 101V102H48ZM159 101V102H158ZM173 101V100H172ZM232 101H233V104H234V106H233V104H232ZM244 101H246V103L247 104H245L246 106V109L249 107V109H251L250 111L252 112H250L249 111V109H247V111H246V113H247V115L245 114L244 116H242L241 114H238L237 112H238V110L239 109H234L238 104L240 105V103L242 102V103H245ZM31 106V107H33V106H35L33 109L27 104V103ZM33 102V103H32ZM43 102V103H42ZM44 102H45V104H44ZM237 102V103H236ZM22 103H26L25 104V106H24V104H22ZM31 103H32V105H31ZM42 103V104H41ZM253 103V104H252ZM212 104L214 105L213 107H212ZM249 104V106H247ZM256 104V105H255ZM21 105V106H20ZM47 106V107H45V106ZM210 105V104H209ZM223 105V107H221ZM236 105V106H235ZM238 105V106H239ZM250 105H251V107H250ZM18 106V107H17ZM21 108H20V107ZM237 106V107H238ZM22 107H24V108H22ZM30 107V108H29ZM231 107H233V108H231ZM259 107V108H258ZM28 109L27 111H26V109ZM43 108V109H42ZM254 108V109H253ZM256 108V109H255ZM13 109L15 110V111H17V112H13ZM148 109V110H147ZM226 109V110H225ZM229 109V110H228ZM232 109V111H230ZM253 109V110H252ZM261 109H262V111H261ZM31 112H30V111ZM49 110V111H48ZM174 110V109H173ZM29 111V112H28ZM52 111V112H51ZM145 111V112H144ZM229 111V112H228ZM28 112V113H27ZM149 112V113H148ZM206 112V111H205ZM227 112V113H226ZM12 113V114H11ZM22 113V114H21ZM24 113V114H23ZM30 113V114H29ZM37 113V115H35ZM41 113V114H40ZM50 113H52V114H54V115H50ZM81 112H79V113H75V112H73L72 113V116H74V114H76V115H78L77 117H78V120L81 122V124L83 123V119L84 118H81L80 116L82 115L83 116V114L81 113V115H79ZM179 113H180V115H179ZM224 113V114H223ZM235 113V114H234ZM14 114V115H13ZM30 116H29V115ZM41 116H40V115ZM45 114V115H44ZM48 114V115H47ZM89 114V113H88ZM90 114H93V115H90ZM90 116H94V115H96V113L94 114V112L92 113V112H90ZM122 114V115H121ZM199 114V115H198ZM222 114V115H221ZM226 114V115H225ZM238 114V115H237ZM0 115V116H1ZM5 115V116H4ZM8 115V116H7ZM12 115V116H11ZM26 115V116H25ZM43 115V116H42ZM61 115H59V116H61ZM75 115V116H76ZM85 115V114H84ZM113 115H115V113L113 114ZM112 115V116H113ZM165 115V116H164ZM204 115H206V116H204ZM238 116V117H236L235 118V116ZM241 115V116H240ZM255 115H257V116H255ZM20 116V117H19ZM25 116V117H24ZM29 116V117H28ZM48 116V117H47ZM54 116V117H53ZM116 116V115H115ZM131 116H132V118H131ZM136 116V117H135ZM173 117V116H175V117H177V119H178V121H179V123H180V128L179 129H177L176 131V139H177V141H176V145H179V148L181 149V147H183L184 145H185V143H186V141L188 140V134H189V132L190 131H188V130H190V127H191V125H194V126H196V130H198V132H200V131H202L203 133H204V135H206V132L208 133V131H209V138H208V135H207V137L206 138H204V142L203 141H201L200 143H199V145L201 146V149L203 150V154L200 152V153H197L198 155H196L195 156V159L194 160H191V159H188V157H187V155H185L184 153H179V157H180V165L178 166V170L177 169H173V170H170V168L168 167V165H169V160H170V158H171V154H166V155H164V153L163 154H161V156H162V159H163V164H161V165H163L162 167L163 168H161V169H156V168H154L151 164H150V156L152 157V155L154 156H157L158 155V153L160 154L161 152H160V150H161V148H162V145H163V142L165 143V141H163L164 139H165V137H164V129H165V124H167L168 123V119L170 118V117ZM198 116V117H197ZM240 116V117H239ZM10 117V118H9ZM22 117V118H21ZM33 119H31V118ZM58 117V116H57ZM84 117V116H83ZM97 116H95V117H93V121H95V122H93V123H95V124H97V122L99 121V123H100V119L98 118V119H95ZM156 117V118H155ZM183 117H184V119H183ZM211 119H210V118ZM224 119H223V118ZM232 117H234V118H232ZM242 117V118H241ZM245 117V118H244ZM24 118V119H23ZM27 118V119H26ZM38 118V119H37ZM45 118V119H44ZM134 118H135V120H134ZM182 118V119H181ZM195 118H197L196 120H195ZM214 118V119H213ZM220 118H221V120H220ZM243 118H244V120H243ZM7 119H9V120H7ZM17 119H19V120H17ZM37 119V120H36ZM43 119V120H42ZM49 119V121H47ZM81 119V120H80ZM130 119V120H129ZM146 119H148V121H146ZM164 119H165V121H164ZM176 119V118H175ZM237 119V120H236ZM242 119V120H241ZM257 119V120H256ZM260 119V120H259ZM263 119V120H262ZM6 121V122H4V121ZM27 120V121H26ZM29 120V121H28ZM39 120V121H38ZM41 120V121H40ZM46 120V121H45ZM83 120V121H82ZM96 120H98V121H96ZM132 120V121H131ZM201 120H202V122H201ZM219 120V121H218ZM238 120H239V123H238ZM260 122H259V121ZM18 121V122H17ZM20 121V122H19ZM22 121V122H21ZM25 121V122H24ZM32 121H34V122H32ZM36 121V122H35ZM37 121H38V123H37ZM44 121V122H43ZM163 121V122H162ZM181 121V122H180ZM214 122V123H212V122ZM216 121V122H215ZM227 121V122H226ZM236 122V124H235V122ZM256 121H257V123H256ZM17 122V123H16ZM32 122V123H36V124H33L32 125V123H31V125H32V127L30 126V123ZM40 122V123H39ZM46 122V123H45ZM128 122H131V123H128ZM141 124H140V123ZM143 122V123H142ZM147 122H149L150 124H149V126L146 124ZM165 122V124L163 125V123ZM196 122V123H195ZM207 122H209V123H207ZM254 122V123H253ZM6 123H9V125H7ZM12 123V124H11ZM27 124V126L25 125V124ZM86 123V122H85ZM85 123H83V124H85ZM145 123V124H144ZM4 124V125H3ZM16 124V125H15ZM40 126H39V125ZM45 124H46V126H45ZM137 124L138 125H141V126H137ZM197 124V125H196ZM199 124V125H198ZM207 124H209V129L208 130H202L203 128L205 129V128H207V127H205V125H207ZM234 124H235V126H234ZM257 124V125H256ZM261 124V125H260ZM2 125V126H1ZM5 125H6V127H5ZM19 125V126H18ZM20 125H21V127H20ZM24 125L27 127H25L24 128ZM86 125V124H85ZM88 125H90V124H88ZM183 125H184V127H183ZM218 125V126H217ZM237 125H238V127H237ZM255 125V126H254ZM7 126H10V127H7ZM23 126V127H22ZM31 128H30V127ZM39 128H37V127ZM43 127V130H42V127ZM91 126V125H90ZM146 128H145V127ZM164 126V127H163ZM190 126V127H189ZM212 126V127H211ZM13 127V128H12ZM29 127V128H28ZM35 127V128H34ZM92 127V126H91ZM138 127V128H137ZM143 127V128H142ZM150 127V128H149ZM187 127V128H186ZM203 127V128H202ZM257 127V128H256ZM9 128V132H7V129ZM16 128V129H15ZM18 128V129H17ZM19 128H20V130H19ZM36 129V130H33V129ZM164 128V129H163ZM189 128V129H188ZM211 128V129H210ZM234 128V129H233ZM252 130H251V129ZM11 129H13V130H11ZM22 129H24V130H22ZM37 129H38V131H37ZM132 129V130H131ZM236 129H238V130H236ZM250 129V130H249ZM256 129V130H255ZM260 129V130H259ZM31 130V131H30ZM147 130V131H146ZM179 130V131H178ZM262 130V131H261ZM1 131H2V133H1ZM5 131V132H4ZM10 131H13V132H10ZM34 131V132H33ZM91 131V133H89ZM151 131H152V133H151ZM162 131V132H161ZM182 131V132H181ZM237 131V132H236ZM251 131H253V133L251 132ZM47 132V131H46ZM55 132V131H54ZM93 132V133H92ZM233 132V133H232ZM247 132H249V133H247ZM141 133V134H140ZM1 134H3V135H1ZM4 134H7V135H4ZM8 134H9V136H8ZM12 134V135H11ZM55 134H56V132H55ZM155 134V135H154ZM161 134V135H160ZM249 134V135H248ZM256 134V135H255ZM260 134V135H259ZM16 135H18V134H16ZM36 135V137H38ZM42 135V134H41ZM45 135H46V133H45ZM187 137H186V136ZM247 135L249 136V137H247ZM253 136V138H252V136ZM255 135V136H254ZM55 136V137H54ZM94 136V137H93ZM133 136H134V138H133ZM179 136V137H178ZM218 136V137H217ZM221 136V137H220ZM258 136V137H257ZM260 136H262V137H260ZM2 137H4V138H2ZM53 137V138H52ZM87 137V136H86ZM160 137V138H159ZM185 137V138H184ZM230 137H231V139H230ZM251 137V138H250ZM260 137V138H259ZM39 138V137H38ZM94 138V139H93ZM218 138V139H217ZM229 138V139H228ZM248 138V139H247ZM136 139L138 140L137 142H135L136 141ZM185 139V140H184ZM252 140V142H251V140ZM259 139V140H258ZM261 139V140H260ZM262 139H263V141H262ZM141 140H143V141H141ZM210 140V141H209ZM256 140V141H255ZM91 141V142H90ZM150 141V142H149ZM215 141V142H214ZM231 141V142H230ZM257 141H259V142H257ZM49 142V143H48ZM65 142H67V143H65ZM88 142V143H87ZM121 142V143H120ZM125 142V143H124ZM235 142V143H234ZM246 142H247V145H246ZM254 142H255V144H254ZM46 143H47V145H46ZM52 143V144H51ZM62 143H64V145L62 144ZM81 143V144H80ZM86 143L88 144V145H86ZM91 143V145H89ZM93 143H95V144H93ZM129 143H131V144H129ZM134 143H136L135 145H134ZM138 143V144H137ZM223 145H222V144ZM244 143V145H242ZM56 144L57 145H59L60 147H57L56 146ZM68 144V145H67ZM70 144V145H69ZM155 144V145H154ZM204 144V145H203ZM229 144H234V149L233 150H231V149H228V145ZM253 144V145H252ZM46 145V146H45ZM52 145V146H51ZM63 145V146H62ZM67 147H66V146ZM95 145V146H94ZM120 145V146H119ZM138 145V146H137ZM248 145L250 146V147H253L254 146V150L255 151H253L252 152V149H250V147H248ZM259 146V148H258V146ZM50 146V147H49ZM54 146V147H53ZM55 146H56V148H55ZM69 146V147H68ZM70 146H72V147H70ZM80 146V147H79ZM87 146H89V148L87 147ZM94 146V147H93ZM135 146V147H134ZM136 146L138 147V148H136ZM139 146H140V149H139ZM241 146V147H240ZM261 146V147H260ZM48 147V148H47ZM63 147V148H62ZM74 147H76V149L77 150H75V148ZM78 147V148H77ZM97 147V148H96ZM111 149L112 150V152L111 153H109L110 152V150L108 149ZM133 147H134V151H132L133 150ZM144 147V148H143ZM205 147V148H204ZM239 147L241 148V151H242V153H241V151L240 152H238L240 149H239ZM246 147V148H245ZM248 147V148H247ZM53 148V149H52ZM58 148V149H57ZM67 148H69V149H67ZM93 148V149H92ZM95 148V149H94ZM107 148V149H106ZM155 148V149H154ZM204 148V149H203ZM213 148V149H212ZM245 148V149H244ZM49 149V150H48ZM52 149V150H51ZM56 149V150H55ZM62 149V150H61ZM70 149H71V151H70ZM79 149V150H78ZM81 149H84L83 151L81 150ZM86 149L88 150V152L86 151ZM92 151H91V150ZM145 149V150H144ZM215 149V150H214ZM238 149V150H237ZM244 149V150H243ZM246 149H249V153L247 152L248 150H246ZM257 149H259V150H257ZM53 150H54V152H53ZM57 150L59 151L58 153H57ZM68 150V151H67ZM73 150H74V152H73ZM90 150V151H89ZM107 150H109V151H107ZM117 150V151H116ZM140 150V151H139ZM155 150H156V152H155ZM47 151H50L49 153H50V156H49V153L47 152ZM56 151V152H55ZM61 151V152H60ZM63 151H64V153H66V156H64L63 154ZM121 151V152H120ZM123 151V152H122ZM237 151V152H236ZM250 151L252 152V154H254V152H255V154H254V160H258V161H256V162H254L253 160V163L251 162V156H253V155H251V153H250ZM76 152V153H75ZM77 152H79V153H81V154H79V153H77ZM84 152H85V154H84ZM91 152V153H90ZM92 152H94V153H92ZM97 152H99V154H97ZM118 152V153H117ZM206 152V153H205ZM233 152V153H232ZM258 152V153H257ZM262 152V153H261ZM47 153V154H46ZM57 153V154H56ZM63 153V154H62ZM68 153H71V155L70 154H68ZM83 153V154H82ZM131 153V154H130ZM136 153V154H135ZM149 153V154H148ZM150 153H151V155H150ZM154 153V154H153ZM235 153V154H234ZM239 153H240V155H239ZM257 153V154H256ZM55 154V155H54ZM61 154H62V156H61ZM88 154H90L89 155V157L87 158V156H88ZM108 154H110V155H108ZM212 156H211V155ZM220 154V155H219ZM248 155V157L250 158V159H248V157L247 156H245V155ZM48 155V156H47ZM69 155V156H68ZM77 155V156H76ZM84 155V157H85V155H86V158L87 159H84V158H82V156ZM93 155H95V157L96 158H94V156ZM104 155H106L105 157L102 156ZM107 155H108V157H109V159L108 160H106L108 157H107ZM111 155H113V156H115V158L113 157V156H111ZM120 155V156H119ZM130 155V156H129ZM134 155V156H133ZM137 155V156H136ZM148 155V156H147ZM169 155V156H168ZM205 155H209V157L210 158H213V159H215V161H216V163H220V164H217L216 166L214 165H212V168H214V169H212V168H210L209 170H206L207 171V173H206V171L205 172H199V171H197V170H199L198 168H201V166L202 165H204V162H205V158H204V156ZM225 155V156H224ZM241 155H242V157H241ZM51 156H52V158H51ZM68 156V157H67ZM74 156V157H73ZM81 157L82 159H80L79 157ZM93 156V157H92ZM145 156V157H144ZM164 156H166L165 158H164ZM244 156L246 157V158H244ZM2 157V156H1ZM1 157H0V159H1ZM50 157V158H49ZM128 157V158H127ZM131 157V158H130ZM136 157V158H135ZM142 157H143V159H142ZM147 157V158H146ZM170 157V158H169ZM187 157V158H186ZM61 158V159H60ZM69 158V159H68ZM73 158V159H72ZM75 158H76V160H75ZM101 158V159H100ZM102 158H103V160H102ZM124 158V159H123ZM140 158V159H139ZM204 160L203 162L201 161L202 159ZM225 158V159H224ZM253 158V157H252ZM49 159H51V161H52V163H50L51 161L49 160ZM53 159V160H52ZM66 159V160H65ZM73 161L74 160V162H72L71 160ZM78 159H80V161H78ZM88 159L91 161H88ZM95 159V161H92V160H94ZM98 159V160H97ZM116 159V160H115ZM126 159V160H125ZM142 159V160H141ZM148 161H146V160ZM169 159V160H168ZM201 159V160H200ZM234 159V160H233ZM237 159V160H236ZM243 159V160H242ZM246 161H248L247 163H246V165H245V163H244V161L245 160ZM262 159H263V161H262ZM61 161L60 163H59V161ZM69 160V161H68ZM81 160H84V162H85V160H87L88 162H85V164H84V162L83 161H81ZM97 160V161H96ZM107 162H106V161ZM111 160V161H110ZM135 160V161H134ZM185 160V161H184ZM187 160V161H186ZM226 160V161H225ZM231 160V161H230ZM54 161V162H53ZM57 161H58V163H59V165L60 166H56L55 165V163L57 164ZM71 161V162H70ZM99 161V162H98ZM109 161V162H108ZM113 161V162H112ZM121 161H122V163H121ZM124 161H127V166L126 167H124L125 166V163H124ZM145 161H146V163H145ZM190 161V162H189ZM243 161V162H242ZM259 161H261V162H259ZM3 159L1 160V162H0V169H2L1 171L3 172L4 170V172L6 173V174H8L7 173V169H5V167H4V165H3ZM67 162H68V164H67ZM81 164H80V163ZM131 162V163H130ZM197 162H200V163H197ZM233 162H234V166H232L233 165ZM241 163V165H239L240 163ZM258 162V163H257ZM70 163L73 165V163H74V165L72 166V165H70ZM75 163H79L78 164V166H77V164H75ZM93 163V166L91 165ZM99 163V164H98ZM105 163V164H104ZM134 163V164H133ZM136 163V164H135ZM150 164V165H148V167H145V166H147V164ZM165 163V164H164ZM225 163V164H224ZM239 163V164H238ZM251 163V164H250ZM257 163V164H256ZM52 164V166H50ZM109 164V165H108ZM112 164V165H111ZM118 164V165H117ZM142 164V165H141ZM227 164H228V166H227ZM243 164V165H242ZM2 165V166H1ZM53 165H54V167H53ZM86 165H88V166H86ZM89 165H90V169H89ZM117 165V166H116ZM200 165V166H199ZM225 165V166H224ZM246 167H245V166ZM260 165V166H259ZM68 166H70V167H68ZM86 166V167H85ZM104 166V167H103ZM110 166V167H109ZM199 166V167H198ZM222 166V167H221ZM236 166H238V168L236 167ZM245 167V168H243L244 170H242V168L241 167ZM3 167V168H2ZM44 167H46V169L44 168ZM51 169H50V168ZM68 167V168H67ZM72 167H73V173L75 174H73V173H71L72 172ZM77 167H79V170H78V168ZM85 167V168H84ZM98 169H97V168ZM117 167H119V168H117ZM136 167V168H135ZM142 167V168H141ZM167 167L169 168V170L170 171H168L167 170ZM195 167V168H194ZM225 169H224V168ZM226 167H227V169H226ZM229 167V168H228ZM239 167L241 168V169H239ZM250 167V168H249ZM50 169V171H49V169ZM95 168V169H94ZM101 168V169H100ZM107 170H106V169ZM108 168H110V169H108ZM133 170H132V169ZM150 168V169H149ZM180 168V169H179ZM203 168H204V166H203ZM4 169V170H3ZM70 169V170H69ZM77 171H76V170ZM83 169H84V171H83ZM86 169H88V171L86 170ZM106 171H105V170ZM122 169V170H121ZM165 169V170H164ZM202 169V168H201ZM216 169V170H215ZM220 171H219V170ZM258 169V170H257ZM46 170V171H45ZM86 170V171H85ZM97 170V171H96ZM137 170V171H136ZM144 170V171H143ZM157 170V171H156ZM187 170V171H186ZM221 170H222V172H221ZM223 170H225V175H224V171ZM226 170H228V171H226ZM239 170H241V171H239ZM0 171V178L3 176V179L1 178L0 179V181L1 180H5L4 181V183L6 182H8L9 181V179L7 178V177H5L6 175H5V173H2ZM49 172V174H48V172ZM95 173H94V172ZM102 171V172H101ZM151 171V172H150ZM168 171V172H167ZM192 171H193V173H192ZM211 171V172H210ZM214 171V172H213ZM218 171V172H217ZM257 171V172H256ZM47 172V174H44V173H46ZM68 172H69V174H68ZM89 172V173H88ZM92 172V173H91ZM177 172H178V174H177ZM186 172V173H185ZM195 172V173H194ZM198 172V173H197ZM230 174H229V173ZM232 172V173H231ZM247 172V173H246ZM12 173H13V170H11V172L9 173L10 175H12ZM78 173L80 174V175H78ZM82 173V174H83ZM107 173V172H106ZM158 173V174H157ZM193 175H192V174ZM211 173H213L212 174V176H209V174L211 175ZM222 175H221V174ZM3 174V175H2ZM8 174V175H9ZM36 174L38 175V177H36ZM41 174H42V176H43V178H42V176H41ZM91 174H92V176H91ZM181 174V175H180ZM183 174V175H182ZM191 176H190V175ZM197 174H198V177H197ZM199 174H200V177H199ZM207 174V175H206ZM215 174V175H214ZM5 175V176H4ZM7 175V176H8ZM10 175H9V178H10ZM48 175V176H47ZM74 175V176H73ZM137 175V176H136ZM227 175V176H226ZM254 175V176H253ZM47 176V177H46ZM77 178H76V177ZM78 176H79V178H78ZM85 176V177H86ZM204 176V177H203ZM229 176H232L231 178L233 179H231ZM234 176H236V177H234ZM249 176H251V177H249ZM256 176V177H255ZM149 177V178H148ZM156 177V178H155ZM168 177L170 178V179H168ZM175 177H176V179H175ZM189 177V178H188ZM196 177V178H195ZM228 177V178H227ZM243 177H244V179H243ZM255 179H254V178ZM257 177H259V179L257 178ZM76 180H75V179ZM139 178V179H138ZM172 178V179H171ZM192 178V179H191ZM195 178V179H194ZM211 178V179H210ZM236 178V179H235ZM250 178H252L253 179V181H252V179H250ZM263 178V179H262ZM86 179V180H87ZM199 179V180H198ZM204 179L205 180H207V182L205 181L204 182ZM241 181H240V180ZM257 179V180H256ZM7 180V181H6ZM74 180V181H73ZM78 180H79V182H78ZM82 182H81V181ZM165 180V181H164ZM167 180H169V181H167ZM172 180H174V181H172ZM185 180V181H184ZM195 180V181H194ZM255 180V181H254ZM259 180V181H258ZM3 181H1L0 182V187H2L3 185H1V184H3ZM42 181V180H41ZM47 181V180H46ZM167 181V182H166ZM171 181H172V183H171ZM199 181V182H198ZM209 181H211V183L209 182ZM233 181V182H232ZM236 181V182H235ZM238 181V182H237ZM43 182V181H42ZM45 182V181H44ZM84 182V183H83ZM137 182V183H136ZM146 182V183H145ZM179 184H178V183ZM247 182H249V183H247ZM250 182H252V183H250ZM258 182V183H257ZM5 183V184H6ZM78 183H80V184H78ZM83 183V184H82ZM142 183V184H141ZM176 184V185H174V184ZM204 183V184H203ZM228 183V184H229ZM232 183V184H231ZM234 183H235V185H234ZM238 183V184H237ZM240 183V184H239ZM243 183V184H242ZM257 184V185H254V184ZM151 184V185H150ZM170 186H169V185ZM182 184V185H181ZM198 184V185H197ZM200 184V185H199ZM238 186H237V185ZM247 184H248V186H247ZM261 184H262V186H261ZM85 185V186H84ZM158 185V186H157ZM160 185V186H159ZM174 185V186H173ZM195 185H197V186H195ZM5 186V185H4ZM80 188H79V187ZM82 186H84V187H82ZM138 188H137V187ZM178 186H179V188H178ZM186 186H189V187H186ZM139 187L142 189H139ZM161 187V188H160ZM171 187H175V189L173 188H171ZM177 187V188H176ZM199 187V188H198ZM222 186H219V188H221ZM143 188H144V190H143ZM154 188H155V190H154ZM189 188V189H188ZM1 189V188H0ZM82 189V190H81ZM137 189V190H136ZM148 191H147V190ZM178 189V190H177ZM179 189H181V190H179ZM184 189V190H183ZM188 189V190H187ZM203 189V190H202ZM205 189V190H204ZM248 189V190H247ZM86 190V192H84ZM139 190V191H138ZM141 190V191H140ZM174 190V193L172 192ZM25 191V190H24ZM82 191V192H81ZM140 192V193H139ZM185 192V193H184ZM187 192V193H186ZM193 192V193H192ZM90 193V194H89ZM189 193V194H188ZM24 195H26V198L24 197L23 199H22V201L24 202H20V203H23V204H25V205H21V204H18L17 205V207H15V208H17V212H19L20 210V215H21V217H23L24 215H23V208L26 206V204L29 202V199L31 198V196H30V194H24ZM83 195V196H82ZM85 195V196H84ZM88 195V196H87ZM169 195H171V196H169ZM30 196V197H29ZM139 196L138 197H136V198H138L139 199ZM168 196V197H167ZM244 197H242V198H244L245 199V197H246V195H243ZM249 195H247V197H248ZM254 196V194L253 195H251V193H250V197H253ZM88 197H90V198H88ZM227 196H225L224 197V200H223V197H222V201L223 202H225V200H227V198H229V197H227ZM246 197V198H247ZM26 201H25V200ZM28 199V200H27ZM88 199L89 200H91V201H88ZM31 201V200H30ZM88 201V202H87ZM93 201H94V199H93ZM92 201V202H93ZM167 201V202H166ZM221 201V207H222V209H223V206H225L224 207V210H227V206H228V204L227 203H225L224 205H223V202ZM87 202V203H86ZM162 204H161V203ZM93 203H95V202H93ZM163 203H164V205H163ZM165 203H166V205H165ZM171 203V204H172ZM29 204H30V202H29ZM29 204H28V206H29ZM89 204V205H88ZM23 206V208H21V206ZM159 205H161V206H159ZM167 205H168V207H167ZM223 205V206H222ZM227 205V206H226ZM15 206H16V204H15ZM18 206H20L19 208H18ZM94 206H95V204H94ZM252 206V207H251ZM251 206H249V208H247L249 211H251V213H252V215H254L255 213V216H257V217H260V218H263V221H264V208H258L257 206H253V205H251ZM160 207L162 208V209H160ZM251 207V208H250ZM253 207H256V208H253ZM264 207V206H263ZM226 208V209H225ZM229 208V207H228ZM89 209V210H88ZM217 208H215L214 210H213V214L214 213H216V215H217V211L216 212H214L215 210H216ZM246 209V208H245ZM259 209V210H258ZM19 210V211H18ZM161 210V211H160ZM186 210V209H185ZM92 211H94V210H92ZM163 211H165V212H163ZM183 211V210H182ZM257 211V212H256ZM263 211V212H262ZM185 212H187V213H185ZM255 212V213H254ZM87 213V212H86ZM87 213V214H88ZM156 213V212H155ZM154 213V214H155ZM183 213L187 216L186 217V219L187 220H189L190 222H192V223H198L199 221L201 222V220H199L198 221V217H200V215H198V214H200V213H197L195 210L194 211H190V210H187V211H183ZM191 214V215H190ZM240 214V213H239ZM258 214V215H257ZM23 215V216H22ZM198 215V216H197ZM219 215V214H218ZM261 215H262V217H261ZM156 216V214H155V218L157 217ZM118 217V216H117ZM119 217H121V216H119ZM157 217V218H158ZM192 218V219H191ZM246 218V217H245ZM122 220V222H127L128 223V219L127 218H123V217H121V218H118V220ZM248 219V217L246 218V220ZM116 220H117V218H116ZM116 220H114V222H112L111 223V225L113 226V225H115L116 223L115 222H117ZM126 220V221H125ZM112 221V220H111ZM199 222V223H200ZM114 223V224H113ZM119 223V222H118ZM121 223V222H120ZM195 223V224H196ZM238 223V225H239V222H237ZM237 223H233V226H234V228H236V227H238L236 224ZM201 224L203 225V223L201 222ZM228 224V223H227ZM110 225V226H111ZM109 226V227H110ZM232 226V227H233ZM260 226V225H259ZM111 228V232L110 233H115L114 231L112 232V227H110ZM113 228H114V230L117 228V225H116V227H114L113 226ZM243 228V227H242ZM261 230H262V232H261ZM217 231V230H216ZM264 231V227L263 226H261V227H259V232H261L260 234H261V236H262V233H264L263 232ZM221 234V233H220ZM222 235H225V234H222ZM262 238L264 239V234H263V236H262ZM175 241H172V242H174V243H171V246H169V248L167 249L168 250V252H170V255L172 256V257H174V258H176V257H179V252L181 251V249H182V245L180 244V240L178 239V238H175L174 239ZM238 243V242H237ZM173 245V246H172ZM236 245V247L237 246H239V243H238V245L237 244H235ZM176 247V248H175ZM172 249V250H171ZM2 254V253H1ZM0 254V264H1V262H4V261H2L6 256L5 255H1ZM6 259H7V257H6ZM18 259V258H17ZM16 259V260H17ZM4 264H5V262H4Z\"/></svg>",
  "mask_w": 264,
  "mask_h": 264
}]
</instances>
